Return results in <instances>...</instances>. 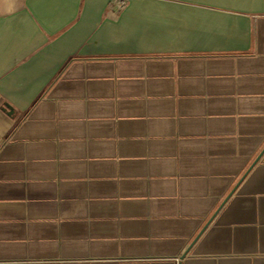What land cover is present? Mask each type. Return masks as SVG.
<instances>
[{"label":"crops","instance_id":"crops-1","mask_svg":"<svg viewBox=\"0 0 264 264\" xmlns=\"http://www.w3.org/2000/svg\"><path fill=\"white\" fill-rule=\"evenodd\" d=\"M0 0V264H264V0Z\"/></svg>","mask_w":264,"mask_h":264},{"label":"built area","instance_id":"built-area-1","mask_svg":"<svg viewBox=\"0 0 264 264\" xmlns=\"http://www.w3.org/2000/svg\"><path fill=\"white\" fill-rule=\"evenodd\" d=\"M112 3L116 8L122 9L126 5V0H113Z\"/></svg>","mask_w":264,"mask_h":264}]
</instances>
